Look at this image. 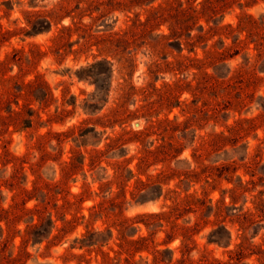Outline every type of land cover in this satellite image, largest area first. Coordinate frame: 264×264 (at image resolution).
Instances as JSON below:
<instances>
[{"label": "rangeland", "instance_id": "obj_1", "mask_svg": "<svg viewBox=\"0 0 264 264\" xmlns=\"http://www.w3.org/2000/svg\"><path fill=\"white\" fill-rule=\"evenodd\" d=\"M0 264H264V0H0Z\"/></svg>", "mask_w": 264, "mask_h": 264}]
</instances>
